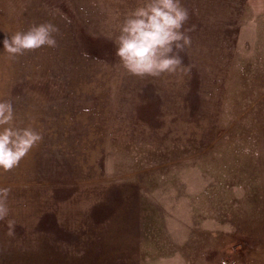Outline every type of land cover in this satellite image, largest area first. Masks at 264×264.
<instances>
[{"label": "rangeland", "instance_id": "rangeland-1", "mask_svg": "<svg viewBox=\"0 0 264 264\" xmlns=\"http://www.w3.org/2000/svg\"><path fill=\"white\" fill-rule=\"evenodd\" d=\"M188 71L115 56L142 0H0V100L41 139L0 169V264H264V0H181Z\"/></svg>", "mask_w": 264, "mask_h": 264}, {"label": "clouds", "instance_id": "clouds-1", "mask_svg": "<svg viewBox=\"0 0 264 264\" xmlns=\"http://www.w3.org/2000/svg\"><path fill=\"white\" fill-rule=\"evenodd\" d=\"M188 19L189 12L181 0H142L120 24L115 56L129 74L138 77L188 71L179 55L191 44L184 29ZM56 31L52 23H39L6 36L0 43L3 51L14 57L43 46L55 47ZM13 120L12 103L0 100V169L3 170L13 168L41 139L30 127H13ZM5 215L7 208L0 205V217Z\"/></svg>", "mask_w": 264, "mask_h": 264}]
</instances>
